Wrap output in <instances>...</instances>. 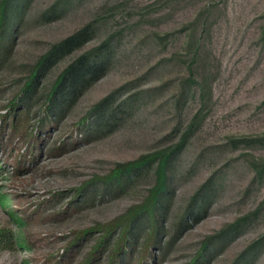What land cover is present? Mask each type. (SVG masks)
Returning <instances> with one entry per match:
<instances>
[{
  "label": "rangeland",
  "instance_id": "obj_1",
  "mask_svg": "<svg viewBox=\"0 0 264 264\" xmlns=\"http://www.w3.org/2000/svg\"><path fill=\"white\" fill-rule=\"evenodd\" d=\"M7 15L0 232L14 244L0 264H84L106 226L149 199L160 161L108 177L163 151L169 192L145 264H264V0H9ZM85 30L27 92L54 46ZM83 55L104 74L53 109L55 83ZM150 230L141 216L124 264Z\"/></svg>",
  "mask_w": 264,
  "mask_h": 264
},
{
  "label": "trees",
  "instance_id": "obj_2",
  "mask_svg": "<svg viewBox=\"0 0 264 264\" xmlns=\"http://www.w3.org/2000/svg\"><path fill=\"white\" fill-rule=\"evenodd\" d=\"M5 5L0 8V41L4 43L2 33L6 28L7 22V9L9 0H5ZM86 30L82 31L67 40L54 46L51 52L44 58L38 67L37 74L29 84L27 92L33 91L36 87V82L42 68L50 61L56 58L72 53L74 50L81 47L86 41ZM106 69L105 61L99 58L98 55H83L74 61L58 78L54 85L51 93L52 108L56 110H62L72 103L84 90L89 88L93 83L97 82ZM172 153L159 152L157 154L144 156L140 160L128 164H121L117 170L108 177V179H117L121 181L124 175L130 174L135 170L142 168L145 165L159 159V168L157 172L158 182L157 185L152 189L151 195L146 203L142 206L137 207L131 213L125 215L118 221L106 226V234L97 246L93 248V251L86 258L84 264H98V261L102 258L104 247L110 241L109 238L117 228H121V234L117 241L114 243V247L109 256L108 264H124L127 259L132 258L133 250V230L136 221L144 215H147L148 220L151 223L150 236L144 243L141 252L140 260L136 261L135 264H145V261L151 257V249L157 243L159 236V221L158 213L162 207L163 199L169 192L168 186V165ZM87 236L81 234L78 239L71 245V249L76 246V242H80L82 238ZM25 244L24 241L20 242ZM14 244V235L12 233L6 234L0 232V246L12 247ZM126 256H129L126 258Z\"/></svg>",
  "mask_w": 264,
  "mask_h": 264
}]
</instances>
